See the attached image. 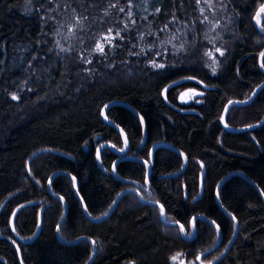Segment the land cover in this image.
Wrapping results in <instances>:
<instances>
[{
    "label": "trees",
    "instance_id": "1",
    "mask_svg": "<svg viewBox=\"0 0 264 264\" xmlns=\"http://www.w3.org/2000/svg\"><path fill=\"white\" fill-rule=\"evenodd\" d=\"M216 1L220 7L215 8L227 20L209 31L211 24L201 23L193 0H31V4L0 0V233L10 234L8 218L14 206L38 200L22 207L14 220L18 234L31 235L42 206L38 236L18 243L21 262L13 245L0 238L4 258L0 264H171L169 255L178 250L195 260L216 242L215 225L220 226V239L201 257L204 262L221 254L234 236L213 264H264V121L239 132L226 131L219 124L227 99L246 98L264 80L257 65L264 29L255 25L254 40L245 43L237 42L235 35H244L245 25L264 0H223V7ZM65 3L86 17L79 31L82 37L62 39L59 19L69 10ZM173 14L190 24L186 57L194 55L195 61L158 69L146 65L141 55L126 53L128 47L135 49L137 32L157 29ZM109 26L125 34L116 50L120 53L114 54L113 63L106 60L88 73L78 59L79 50L90 48L93 34ZM206 32L218 36L224 47L215 74L202 63V48L209 44ZM57 41L71 50L61 51ZM200 84L205 86L199 103L178 101L179 91ZM11 93L20 99H11ZM115 99L129 103L143 118L144 136L141 121L130 109L115 105L105 111L123 129L127 155L151 162L147 185L142 161L116 163L115 174L128 179L125 182L111 173L117 155L108 146L99 149L97 159L101 142L109 141L116 148L123 145L118 131L100 116L104 103ZM263 113L264 85L248 104L231 106L225 121L231 126L247 125ZM162 140L186 155L181 175H165L181 163L174 150L162 145L149 153L151 144ZM40 147L61 154L40 152L27 170L26 159ZM201 163L203 190L196 198ZM59 170L69 175L53 174L49 190V176ZM233 171H242L245 177ZM227 174L217 189L220 207L215 187ZM74 183L93 219L109 210L120 190L131 186L144 199L163 205L166 220L178 221L187 232L192 233L189 221L194 214L205 215L215 225L198 216L193 235L183 238L179 225L164 222L159 206L141 201L133 190L119 195L108 216L93 221L81 208ZM60 197L66 210L58 231L64 211ZM226 212L235 217L234 235V219ZM78 236L84 237L71 242Z\"/></svg>",
    "mask_w": 264,
    "mask_h": 264
},
{
    "label": "rangeland",
    "instance_id": "2",
    "mask_svg": "<svg viewBox=\"0 0 264 264\" xmlns=\"http://www.w3.org/2000/svg\"><path fill=\"white\" fill-rule=\"evenodd\" d=\"M65 5H67V3L64 4V7H65ZM216 5H218L220 7V4L215 0L213 7L215 8ZM67 7L69 8L68 12L64 13L62 15V17L59 19V29L62 32H64V36H62V39L64 40L65 37H73V36L77 37V38L82 37L83 34H81L79 31L84 28V26H85L84 22H83V27L82 28H77L76 29L75 35H70L69 34V30H68L69 26H73L74 25V17L77 16L79 14V12L76 9H75V12H73L74 8L71 7V6L69 7L67 5ZM67 7H65V8H67ZM258 9H259V6H257V8L255 10V13H256V11H258ZM217 11H218L217 8H215V16L214 17L212 15V13H210V12L206 13V14L209 16V19L212 20L213 23L218 24L219 25L218 27H220L221 26V24H220L221 20L223 18L226 19L227 17L224 16V14H222L220 11H218V12ZM255 13H254V15H255ZM253 16H252L251 22H248L245 25V33H244V35H239V34L235 33L237 42L245 43V42H247V40H254L253 31L255 29V25L256 24H255V22L253 20ZM81 18H84V17H81ZM171 20H172V17L167 19V21L162 23V25H160L159 28L157 27V29H153V28L149 27V28H147L145 30L142 29L141 31L137 32L136 33L137 41H135L134 44H133L135 49L133 50L132 47H130V48L128 47L126 53H140L141 49H143V53H141L140 55L143 58V61H144V63H146V65H147V63L150 64L149 61H151L153 59H155L157 61V63H164L165 66L181 64V61H183V63L184 62L188 63L191 60L195 61L196 58H195L194 55L191 58L187 59L186 56L188 55V53L186 52L187 51L186 48L183 51H180V52L174 54L175 50L172 48L171 45L165 44L163 47L160 46V42L163 41V40L169 39L171 37V34L176 32L177 28L180 29V32L176 33L178 36H180L181 33H187L188 30L190 29V24L188 23L187 20L178 19L179 22L177 24L168 23ZM165 23H168L169 31L168 32H159V29L161 27H163L165 25ZM124 25H125V22H124ZM61 26H63V27H61ZM211 27H212V25H211ZM109 28H111V27L109 26V27L105 28L104 30L101 29V30L95 32L93 34V37H94L93 40L94 41H93V44L90 46V48L82 47V50H79V53H78V59L79 60H81V58H80L81 54H83L84 59L91 60V63H84L81 60V62L83 63L84 70L87 71L88 73L91 70H96L98 68V66H101L104 63L106 64V62H108V60H110L108 63H113L112 62L113 59H114L113 56H114L115 53H118V51H116V50H118V48L121 45V43L119 41H123L124 40L125 34L122 35L121 30L119 28H115V27L111 28L112 29V35L114 36L116 31L119 30L121 36H123V40H121L119 37H117L115 40H113L112 43H113L114 47H109L107 44H105L104 55H101L98 52H92V49L95 47V44L98 41L99 42H103L101 40V37H103V36L108 34L107 30ZM256 28H260V27L257 26ZM149 31H151L153 33L159 32V35L158 36H156V35H151L150 36V35L147 34ZM140 35L144 36L143 40L139 39ZM185 35H183L181 37V39L186 44L187 40H186ZM210 37L215 38V41H217V42H215V47H220L224 51V47L220 44V42H218V39H217L218 36L215 37L214 35L213 36L211 35ZM150 44H155L156 47L149 49V45ZM212 48H213V46L211 44H207V46L204 45L203 48H202V54H201V56H202L201 58L203 60L202 63L204 62L205 66L210 70L211 73H212L211 69L207 66V64L210 63L211 61H209L208 58L203 55V53H204L205 50L212 49ZM157 51L163 53V55L162 56H154L153 54L155 52H157ZM221 57L222 56H219V54H216V59L219 61V64L217 66L216 72L219 70V67L221 66V63H220L221 62V60H220ZM104 61H106V62H104ZM200 85H201L200 87L186 88V89H182V91H179L178 92V96H177L178 101L180 103H193V102H196V101H201L202 96H196L194 99H188L189 96H192L193 91L196 92V93L202 92L204 94L203 88H204L205 85H203V84H200ZM177 253H183V252L178 250V252H175L174 254L169 255V261H171V264H179L180 261H183L184 264H189L190 261H196V260H193L192 258L187 259L184 256V253L180 257L179 260L173 261L171 259V257L176 255ZM205 263H207V262H205Z\"/></svg>",
    "mask_w": 264,
    "mask_h": 264
},
{
    "label": "water",
    "instance_id": "3",
    "mask_svg": "<svg viewBox=\"0 0 264 264\" xmlns=\"http://www.w3.org/2000/svg\"><path fill=\"white\" fill-rule=\"evenodd\" d=\"M261 52H264V47L258 52V54H257V65H258V67L260 68V70L264 73V69H262L261 67H260V60H261V58H260V53ZM264 85V80H262V81H260V83L259 84H257V85H255L252 89H251V92L249 93V95L246 97V98H238V99H235V98H230V99H227V101H226V103L223 105V107H222V110H221V115H220V117H219V124H221V126H222V128L224 129V130H226V131H231V132H239V131H246V130H250L251 128H249L248 127V125H254L255 127L256 126H258V125H261V122H263L264 121V113L262 114V116H261V118L259 119V120H257V121H255V122H251L250 124H247V125H239V126H231L230 124H227L226 123V121H225V118H226V115H227V111H225V109L226 110H228L231 106H234V105H244V104H248L249 102H250V100L251 99H253L254 98V96L257 94V92L260 90V87H262ZM253 93H255V95H253ZM249 97H251V99H249ZM229 101H233L234 103H232V104H229ZM236 101H247L246 103H235ZM105 105H108V107H110V106H115V105H121V106H124V107H126V108H128V109H130L132 112H133V114L137 117V118H139V120L141 121V124H142V128H143V136H144V132H145V128H144V122H143V119H141V116H140V114H139V112H137L136 110H135V108L133 107V106H131L129 103H127V102H124V101H122V100H118V99H115V100H110V101H107V102H105L104 103V105L102 106V109H101V111H100V116H101V118L103 119V121L104 122H106L108 125H110L113 129H116L117 131H118V133H119V135L121 136V140H123L124 141V138H125V134H124V131H123V129H121V127L117 124V123H115V122H113L110 118H108L107 120L104 118L105 117V111H106V109L108 108H105L104 106ZM122 130V131H121ZM101 145H104V147H106V146H108L116 155H117V157L112 161V166H111V173L112 174H114V176L116 177V178H119L120 180H122V181H125V182H128V179H125V178H122V177H120L119 175H117V174H115V171L113 170V165L115 166L116 165V163H118V161L119 160H124V159H133V160H137V161H142L143 163H144V160L142 159V158H137L136 156H132V155H125V151L124 152H120L119 151V149L120 148H113L112 147V144L109 142V141H103V142H101L97 147H96V156H97V149H100L101 148ZM166 146L167 148H169V149H171V150H174V151H176L180 156H181V158H182V160H183V164L181 165V167L179 168V169H177L176 171H174V173H167V174H165V175H167V176H174L175 174H179L180 172H181V170L184 168V166H185V163H186V157L184 156V154L179 150V149H177V148H175L174 146H172L170 143H168V142H166V141H159V142H156V143H154L153 145H152V147H151V150L153 151V148H155V147H157V146ZM122 147H124V143H123V146ZM126 150V149H125ZM50 151H52V152H55V153H57V154H61V152L60 151H58V150H56V149H54V148H45V147H40L39 149H37V150H34V151H32L30 154H29V156H28V158L26 159V162H25V166H27V170H28V164H29V162H30V160L34 157V156H36L37 154H39L40 152H50ZM201 165V169H200V173H199V175H198V185H199V187H198V194H197V196H196V198H198V196L202 193V187H203V181H202V179H203V176H204V173H205V170H204V166H203V164L201 163L200 164ZM146 168H147V172H148V169H149V166H148V164L146 165ZM62 173V172H64L65 174H67V175H69V173L68 172H66V171H64V170H62V171H54V172H52L51 173V175L49 176V178H51L52 177V175L53 174H55V173ZM233 172H236V173H239L240 175H242V176H244L245 177V175L242 173V171L240 172V171H233ZM148 174H149V172H148ZM229 174H227V175H225V176H223L221 179H219V182L217 183V185H216V187H215V197H216V202L219 204V206L220 207H222V205H221V203H219L218 202V198H217V189H218V187H219V185L221 184V182L223 181V179L224 178H226L227 176H228ZM48 181H47V184H46V186H47V188H48ZM74 187H75V183H74ZM256 188H257V186H256ZM49 189V188H48ZM50 190V189H49ZM130 190H133L135 193H136V195H138V197H139V199L141 200V201H145V202H147V203H150V204H154V205H158L159 206V204L156 202V201H150V200H146V199H144L143 198V196L142 195H140L139 194V192L135 189V188H132V187H130V188H125V189H122V190H120L119 191V193H117V195H116V197H115V199L113 200V201H115V203L117 202V200L119 199V195L121 194V193H123V192H125V191H130ZM257 190H258V188H257ZM260 191V190H259ZM51 192V191H50ZM75 193H76V195H77V198H79V196H78V194H77V189H76V187H75ZM57 196V195H56ZM58 198H59V196H57ZM261 199H262V201L264 202V198H263V196L261 195ZM79 201H80V204H81V208L84 210V213H85V215L86 216H88V218L90 219V220H93V221H98L99 219H101V218H104V217H106V216H108L109 215V213L112 211V209L114 208L113 206L115 205V203H111V205L109 206V210L106 212V213H104L103 215H101L100 217H98L97 219H93L91 216H89V214H88V212H87V209H85L84 208V205H83V202H82V200H81V198H79ZM39 201L38 200H30V201H22V202H19V204H17L16 206H14L13 207V209L11 210V213H10V215H9V218H8V223H9V230H10V234L9 235H7V234H2V233H0V238L1 239H3V240H5L6 242H8V243H10L11 245H13V247H14V249H15V252H16V256L18 257V260H19V262H21V250H20V246L18 245V243H22V244H26V243H29V242H31L34 238H36L37 236H38V234H39V231H40V228H41V225H42V222H41V217H42V206L38 209V213H37V218H36V226H35V228H34V230L31 232V235H29V236H23V235H21V234H18V232L16 231V227H15V223H14V220H15V217H16V215L19 213V210L22 208V207H25V206H29L30 204H36V203H38ZM62 202H63V213H62V215L60 216V218H59V220H58V223H57V226H56V230H57V228H58V226H59V224H60V220L63 218V216H64V213H65V204H64V200H62ZM226 214H228L227 212H226ZM231 218H233L234 216L233 215H231V214H228ZM198 216H200V217H203V218H205L208 222H213L212 221V219H209L208 217H206L205 215H202V214H194V216L193 217H198ZM192 217V218H193ZM191 218V219H192ZM162 220L164 221V222H168L167 220H166V216H162ZM168 223H170V224H174V225H176L177 223H175L174 221H172V222H168ZM213 224V223H212ZM177 225H180V224H177ZM213 225H215V224H213ZM234 225H235V228H234V232H233V235L235 234V231H236V229H237V224H236V220H234ZM13 227L15 228V231H13ZM194 231H195V229H193L192 230V235H193V233H194ZM192 235H186V234H184V233H182V237L183 238H186V239H188L189 237H191ZM217 236H218V238H217V240H216V242L209 248V249H207V250H204V251H202V252H200V254L201 253H203V255L205 254V253H207V252H210L216 245H217V243H218V241H219V239H220V236H219V233L217 234ZM80 237H84V236H78V237H76L74 240H72L71 242H74V241H76V239H78V238H80ZM234 237V236H233ZM233 237H232V239L230 240V242L225 246V249L222 251V253L221 254H219L217 257H215L213 260H211L213 263H215V262H217L218 260H219V258H221L222 257V255L228 250V248H229V245L231 244V242H232V240H233ZM94 245V244H93ZM94 251H95V246H94V248H93V254L91 255V257L90 258H92L93 256H94ZM199 254V255H200ZM198 255V256H199ZM0 260H2V261H4V258L2 257V256H0ZM196 260V259H195ZM196 262L198 263V264H200V261H198V260H196ZM180 264V263H179ZM184 264V263H183ZM205 264H207V263H205Z\"/></svg>",
    "mask_w": 264,
    "mask_h": 264
},
{
    "label": "snow or ice",
    "instance_id": "4",
    "mask_svg": "<svg viewBox=\"0 0 264 264\" xmlns=\"http://www.w3.org/2000/svg\"><path fill=\"white\" fill-rule=\"evenodd\" d=\"M27 2L29 4H31V0H27ZM182 2V0H181ZM193 2L196 4L197 6V10L200 14V20H201V23H204V24H211L212 27L211 29H209V31H215V29L219 26L218 24H215L212 22V20L209 19V16L206 14L208 12L212 13L213 17L215 16V8L213 7L214 5V2L215 0H193ZM220 3H221V7H223V0H220ZM65 7H67V5H65ZM110 7H116V5L112 4L110 5ZM119 11L123 12L124 9L123 8H120ZM156 12H159L160 9L159 8H156L155 9ZM73 12H75V9H73ZM129 17L132 15L131 12L129 11L128 13ZM84 19H86V17H84L83 19L77 15L74 17V25L73 26H69V34L70 35H75V32H76V29L77 28H82L83 27V22H84ZM253 20L255 22V24L260 27L261 29H264V3L260 4L259 5V9L258 11H256L255 15L253 16ZM133 24L135 23V21H131ZM179 21H178V18L175 17V15L173 14V17H172V20L169 21L168 23H172V24H177ZM168 23H165V25L163 27H161L159 29V32H168L169 31V28H168ZM193 23H195V21H193ZM63 27V26H61ZM125 29H127V24L124 25ZM108 34L101 37V40L103 42H97L95 44V47L92 49V52H98L100 53L101 55H104V47H105V44H107L109 47H114L112 41L115 40L117 37H119L121 40H123V36H121L120 34V31H116L115 35L113 36L112 35V29L109 28L107 30ZM159 32L157 33H153L151 31H149L147 34L148 35H156L158 36L159 35ZM180 32V29L177 28L176 29V32L175 33H172L171 34V37L169 39H166V40H163L160 42V46L163 47L165 44H169L172 46V48L175 50L174 51V54L175 53H178L180 51H183L185 49V42L181 39V37L183 35H185L186 33H181L180 36H178L176 33H179ZM58 34V33H57ZM68 37H65V39H67ZM139 39L140 40H143L144 39V36L143 35H140L139 36ZM205 39L208 40V43L211 44L213 46L212 49H207L204 51L203 55L205 57L208 58L209 61H211L210 63L207 64V66L211 69L212 73L215 74L216 73V70H217V66L219 64V61L216 59V54H219V56H224L225 53L224 51L220 48V47H215V38H212L208 35V33L206 32L205 33ZM57 45H59V41H57ZM156 47L155 44H150L149 45V49L151 48H154ZM60 50L61 51H70L71 49H64L62 46H60ZM141 53H143V49H141V52L140 53H130V54H135V55H140ZM146 54V53H145ZM154 56H162L163 53L157 51L153 54ZM260 67L262 69H264V52H261L260 54ZM81 60L84 62V63H91V60H86L84 59L83 57V54H81ZM149 63L151 64L152 67L154 68H158V69H162L165 67V64L164 63H157V61L155 59L149 61ZM188 79H192L191 77H189ZM26 83V82H25ZM178 83V82H176ZM200 83H203V82H200ZM30 90V89H29ZM166 91V90H165ZM11 99L13 100H19L20 97L16 94V93H11ZM203 93L200 92V93H196L193 91L192 93V96H189L188 99H194L196 96H202ZM253 95H255V93H253ZM249 99H251V97H249ZM197 103H199L200 101H196ZM247 101H236L235 103H246ZM234 103L233 101H229V104H232ZM105 108L108 107V105H105L104 106ZM225 111H227L225 109ZM106 120L108 119L107 115H105L104 117ZM141 119H143L141 117ZM249 128H253L255 127L254 125H248ZM122 131V130H121ZM124 147H121L119 149L120 152H124L125 149L127 148V138L125 137L124 138ZM101 147H104V145H101ZM113 148H115V145H112ZM100 158V151L99 149H97V159ZM149 162L148 161H144V164L147 165ZM113 170L115 171V166L113 165ZM75 177H72V180L75 181ZM52 182V179L49 178L48 179V183L51 184ZM145 184L147 185V181H145ZM262 194H264V192H262ZM217 196H219V193L217 192ZM61 200H63V197H60ZM81 200H83V197H81ZM113 203H115V201H113ZM159 203V202H157ZM85 209L87 208V205H84ZM159 210H160V215L161 216H164L165 215V212H164V206L163 205H159ZM196 217H193L190 221H189V224H190V227L192 229H195L196 227ZM233 219L235 220V217H233ZM175 223L179 224L178 221H175ZM213 224H215V222L213 221L212 222ZM180 227V231L181 233H184L186 235H192L191 232H187L184 228V225L183 224H180L179 225ZM215 228L217 230V234L219 233V228L220 226L219 225H215ZM59 231V228L57 229ZM13 231H15V228L13 227ZM93 244H95V241H92ZM183 255V253H177L176 255L172 256L171 259L173 261H177L180 259V257ZM203 256V253H201L199 256L196 257V260L200 261V264H205L204 260L201 259V257ZM132 264H134V262H132ZM180 264H183V261H180ZM189 264H195V261H190ZM207 264H213L212 261H208Z\"/></svg>",
    "mask_w": 264,
    "mask_h": 264
},
{
    "label": "flooded vegetation",
    "instance_id": "5",
    "mask_svg": "<svg viewBox=\"0 0 264 264\" xmlns=\"http://www.w3.org/2000/svg\"><path fill=\"white\" fill-rule=\"evenodd\" d=\"M162 141H165V140H162ZM161 141V142H162ZM156 142H159V141H156ZM156 142H154V143H156ZM167 142V141H166ZM154 143H152L151 144V147H152V145L154 144ZM169 143V142H168ZM172 145V144H171ZM123 146V145H122ZM121 146V147H122ZM172 146H174V145H172ZM120 147V148H121ZM151 147L149 148V153H150V151H152L151 150ZM175 147V146H174ZM176 148V147H175ZM169 149V148H168ZM173 151V150H172ZM176 152V151H175ZM177 153V152H176ZM125 155H127V153H126V150H125ZM184 156L186 157V155L184 154ZM116 158V157H115ZM114 158V159H115ZM180 158V160H181V163L179 164V166L174 170V171H176L177 169H179L180 167H181V165L183 164V160H182V158H181V156L179 157ZM113 159V160H114ZM143 159V158H142ZM144 160V159H143ZM144 161H148V160H144ZM149 163H148V166H149V169H148V172H149V170H150V166H151V162L150 161H148ZM112 163V162H111ZM186 163H187V160H186ZM186 163H185V165H186ZM142 164H143V166H144V169H145V172H146V175H145V178H144V181H148V177H149V174H150V172H149V174H148V172H147V168H146V165L142 162ZM112 166V165H111ZM184 168H185V166H184ZM184 168L181 170V172L179 173V174H175L174 176H177V175H181L182 174V172H183V170H184ZM200 169H201V165L199 164V168H198V170H199V173H200ZM110 170H111V168H110ZM168 173V172H167ZM170 173H174V172H170ZM199 173H198V175H199ZM204 177V176H203ZM131 180V179H130ZM203 180V179H202ZM131 187V186H130ZM198 187H199V185H198V176H197V194H198ZM133 188V187H132ZM202 190H203V187H202ZM202 194V193H201ZM200 194V195H201ZM199 195V196H200ZM198 196V197H199Z\"/></svg>",
    "mask_w": 264,
    "mask_h": 264
}]
</instances>
